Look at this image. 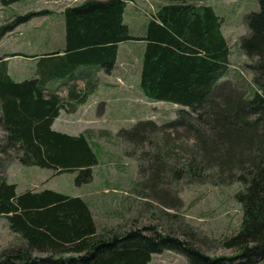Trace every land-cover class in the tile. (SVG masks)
Segmentation results:
<instances>
[{
	"label": "trees",
	"instance_id": "trees-1",
	"mask_svg": "<svg viewBox=\"0 0 264 264\" xmlns=\"http://www.w3.org/2000/svg\"><path fill=\"white\" fill-rule=\"evenodd\" d=\"M20 1L25 0H0V4L9 6ZM128 1L86 0L65 8L64 50L45 60L37 79L15 82L7 62L0 59V120L4 132L0 151L8 156L9 163L16 160L55 174L76 173V186L89 184L92 170L99 163L92 148L94 133L73 136L55 131L52 125L62 110L74 113L78 104L85 103L96 88L91 78L98 70L110 73L120 43L142 40L141 92L151 100L186 107L191 117L185 123L188 125H183L197 143L185 147L180 155L179 148L184 146L171 140L170 134L162 139L164 147L163 143L160 146L148 136L147 127L152 126L145 121L120 135L153 149L151 155L142 151V161L145 154L152 177L148 196L158 204L166 205V193L157 187L163 179L164 183L169 179L176 184L186 180L202 185L212 177L214 184L222 180V184L235 181L241 185L234 199L243 208L242 223L224 242L227 249L239 254L232 258L203 255L185 242L183 246L174 232L162 234L154 225L146 227L151 236L131 229L119 233L114 227L99 234L88 200L51 190L17 193L16 185L0 176V218L6 217L10 229L22 237L19 247L8 251L0 261L12 264L6 259L24 258L31 249L49 256L45 264H149L152 254L167 249L187 255L191 264H264V0H257L258 9L246 18L249 33L239 43L251 61L246 67L252 81L242 79L238 85L226 80L219 84L228 74L231 48L221 30L223 21L211 7L187 0L163 5L146 23L140 39L134 38L124 23ZM18 21L6 25L3 35ZM74 80L86 81L85 88L75 89ZM68 81L74 85L62 97L56 86ZM173 123L165 125L176 132L182 124ZM194 126L202 132H196ZM168 157L174 161L168 163ZM120 212L115 206L107 217L115 218ZM21 247L27 251L11 255Z\"/></svg>",
	"mask_w": 264,
	"mask_h": 264
},
{
	"label": "rangeland",
	"instance_id": "rangeland-1",
	"mask_svg": "<svg viewBox=\"0 0 264 264\" xmlns=\"http://www.w3.org/2000/svg\"><path fill=\"white\" fill-rule=\"evenodd\" d=\"M84 1L86 0H25L9 6L0 4V59L7 62L8 73L15 82L37 79L39 71L44 69L45 60L53 59V56L63 52L64 10ZM175 2L178 0H129L124 11V23L129 27L130 34L141 39L145 34L143 28L157 10L163 5ZM187 2L211 7L223 21L221 30L231 48V57L228 74L219 84L225 80L230 85L241 84L242 79L251 82L252 74L246 67L251 61L243 54L239 43L249 33L246 18L258 9L257 0ZM26 16L28 17L24 18ZM17 20L19 21L13 30L3 35L5 26L12 25ZM118 47L117 60L110 73L100 69L95 73L94 79L91 78L96 88L86 97L85 103L78 104L74 113L62 110L52 125L55 131L73 136L94 133L91 145L99 163L92 170V181L78 187L74 182L76 173L55 174L49 169L23 166L16 160L9 163L8 156L1 151L0 176H5L9 184H15L17 193L51 190L88 200L99 234L114 227L119 233L131 229L141 230L144 236H151L152 232L147 231L146 227L154 225L162 234L174 232L176 240L183 246L185 243L193 246L203 255L212 258L237 256L239 253L235 249H227L224 242L238 232L242 223L243 208L234 199L235 193L242 189L241 185L235 181L222 184V180L214 184L212 182L215 178L212 177L209 183L202 185L186 180L176 184L169 179V183H164L162 178L163 182L159 181L157 187L159 192L166 193L165 198L163 196L166 205L158 204L155 198L148 196L152 177L147 163L149 158L144 154L145 160L142 161V151L151 155L153 149L147 143L143 147L139 146L128 136L122 138V131L133 128L140 121L150 123L154 131L147 127L148 136L155 139L160 146L163 143L164 147L165 140L162 142V139L170 134L171 140L175 139V142L184 146L179 148L180 155L184 153L185 147H191L197 142L184 126L188 125L185 123L191 117L186 107L154 101L141 92L140 56L145 42L128 41L120 43ZM74 82L75 89L85 88L86 81ZM60 84L56 86L59 87L58 94L66 97L71 85H74L73 81ZM243 94L248 95L247 92ZM179 121L181 126L177 123ZM172 122L180 127L176 132L165 125ZM164 129L165 132H162ZM193 129L199 133L203 130L198 126ZM3 138L0 120L2 144ZM168 158V163L174 161L173 157ZM107 201H110V205ZM171 203L175 206L167 205ZM115 206L121 209L120 215L109 219L107 215L110 208L114 209ZM174 215L177 218H173ZM20 242L22 243L21 235L10 229L7 218H0V259H3L2 256L6 258L8 251L19 247ZM29 250L31 252L23 254L24 258L6 260L12 264H45L44 260L49 257L47 254ZM17 251L22 253L27 248L21 247L11 255ZM0 264H4V260ZM149 264L191 262L181 252L163 249L152 254Z\"/></svg>",
	"mask_w": 264,
	"mask_h": 264
}]
</instances>
